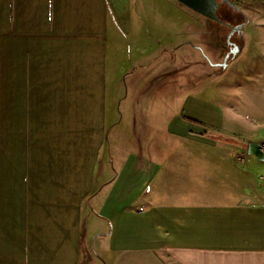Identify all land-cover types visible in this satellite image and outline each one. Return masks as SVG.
Here are the masks:
<instances>
[{"label":"crops","instance_id":"crops-1","mask_svg":"<svg viewBox=\"0 0 264 264\" xmlns=\"http://www.w3.org/2000/svg\"><path fill=\"white\" fill-rule=\"evenodd\" d=\"M133 1L0 0V264H264V108L147 156L106 147Z\"/></svg>","mask_w":264,"mask_h":264},{"label":"rangeland","instance_id":"rangeland-1","mask_svg":"<svg viewBox=\"0 0 264 264\" xmlns=\"http://www.w3.org/2000/svg\"><path fill=\"white\" fill-rule=\"evenodd\" d=\"M231 1L246 17L219 8L225 22L244 23L231 41L230 26L178 0L133 1L132 31L117 39L120 52L113 57L114 113L106 147L114 157L141 152L140 146L147 156L150 149L184 143L183 133L204 123L234 132L247 124L237 114L264 108V94L251 82L256 71L247 69L264 64V0ZM224 136L219 140H229Z\"/></svg>","mask_w":264,"mask_h":264},{"label":"water","instance_id":"water-1","mask_svg":"<svg viewBox=\"0 0 264 264\" xmlns=\"http://www.w3.org/2000/svg\"><path fill=\"white\" fill-rule=\"evenodd\" d=\"M178 2L190 9L191 11L201 15L204 18L213 21H220L218 17V10L220 4L217 0H178ZM234 7V5L232 4ZM244 25L237 27L236 29L242 30ZM249 155L255 156L260 161L264 162V154L261 152L257 143H252L249 145Z\"/></svg>","mask_w":264,"mask_h":264},{"label":"flooded vegetation","instance_id":"flooded-vegetation-1","mask_svg":"<svg viewBox=\"0 0 264 264\" xmlns=\"http://www.w3.org/2000/svg\"><path fill=\"white\" fill-rule=\"evenodd\" d=\"M218 1V3L220 4V7H222V6H227L228 8H230V9H232V10H234V11H236L239 15H240V17H243L244 19H246V17L235 7V5L232 3V1L231 0H217ZM232 4L234 5V7L232 6ZM219 19H221V18H219ZM225 23L224 25H226V26H230V28H231V31H230V33H229V35H230V41L232 40V37H234V35H236V34H240L241 33V30H238V29H236L237 27H239V26H241V25H244V23H241V24H237V25H234V26H232V25H230L227 21L225 22L224 20H220V21H218L219 23H223V22ZM230 47H231V49H230V54H233L235 51H236V46H235V44L233 43L232 44V42H230Z\"/></svg>","mask_w":264,"mask_h":264},{"label":"built area","instance_id":"built-area-1","mask_svg":"<svg viewBox=\"0 0 264 264\" xmlns=\"http://www.w3.org/2000/svg\"><path fill=\"white\" fill-rule=\"evenodd\" d=\"M258 146H259L261 152L264 154V140L261 141L260 143H258Z\"/></svg>","mask_w":264,"mask_h":264}]
</instances>
